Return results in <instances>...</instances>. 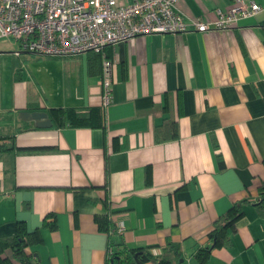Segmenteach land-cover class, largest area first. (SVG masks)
Instances as JSON below:
<instances>
[{
  "label": "crops",
  "instance_id": "obj_1",
  "mask_svg": "<svg viewBox=\"0 0 264 264\" xmlns=\"http://www.w3.org/2000/svg\"><path fill=\"white\" fill-rule=\"evenodd\" d=\"M234 4L177 9L212 21ZM10 40L0 41V241L24 221L41 237L26 249L39 264H106L120 237L173 264H264V13L232 31L141 36L75 56L18 54ZM29 61L54 64L56 80L35 77ZM57 108L89 118L60 125ZM24 112L48 113L52 128ZM235 207L242 217L204 257Z\"/></svg>",
  "mask_w": 264,
  "mask_h": 264
},
{
  "label": "built area",
  "instance_id": "obj_2",
  "mask_svg": "<svg viewBox=\"0 0 264 264\" xmlns=\"http://www.w3.org/2000/svg\"><path fill=\"white\" fill-rule=\"evenodd\" d=\"M180 0H0V41L14 39L18 54L65 57L100 53L109 46L141 36L232 31L241 20L264 13V6L234 0L214 20L187 19L177 9ZM111 62L102 65V106L113 102ZM124 226H118L123 234Z\"/></svg>",
  "mask_w": 264,
  "mask_h": 264
},
{
  "label": "trees",
  "instance_id": "obj_3",
  "mask_svg": "<svg viewBox=\"0 0 264 264\" xmlns=\"http://www.w3.org/2000/svg\"><path fill=\"white\" fill-rule=\"evenodd\" d=\"M50 114L54 121L59 122L60 125H65L66 119L71 116L77 122L85 121L89 118L82 114H76L74 111L61 108L52 109ZM255 205H259L264 209V199L260 202H255ZM242 215L243 209L241 207H235L225 215L223 221L216 224L210 234L212 240L214 241V245L203 250L204 253L202 255L204 257L213 247L220 246L223 242H225L227 233L233 229L235 223L242 217ZM107 222L108 214L104 216L102 221L99 220L100 228L105 229ZM109 227L113 230L115 227V230H118V227L116 228V225H113L112 223L109 224ZM119 239L120 240L115 241L111 239L106 264H149L151 262L155 264H173L172 261L167 260L166 258L161 259V257L153 255L151 251L145 248H127L124 246L125 244L123 243L121 237ZM39 242H41V237L39 236L38 231H29L27 230L24 221H18L16 224L15 235L10 239L0 241V264H39L38 261L34 259L33 255H29L26 252V249L31 244ZM179 264L183 263L179 262Z\"/></svg>",
  "mask_w": 264,
  "mask_h": 264
},
{
  "label": "rangeland",
  "instance_id": "obj_4",
  "mask_svg": "<svg viewBox=\"0 0 264 264\" xmlns=\"http://www.w3.org/2000/svg\"><path fill=\"white\" fill-rule=\"evenodd\" d=\"M10 41L12 46H15L16 50H19L18 42L14 39H11ZM28 65L29 67H27V69L31 71L33 75L38 79H47L52 77L54 81L56 80L57 69L54 68V64L49 63V61H47L46 63H44V61H29ZM27 69L26 72L28 73Z\"/></svg>",
  "mask_w": 264,
  "mask_h": 264
},
{
  "label": "water",
  "instance_id": "obj_5",
  "mask_svg": "<svg viewBox=\"0 0 264 264\" xmlns=\"http://www.w3.org/2000/svg\"><path fill=\"white\" fill-rule=\"evenodd\" d=\"M20 117L25 121H33L39 129H50L53 126L52 120L46 112H24Z\"/></svg>",
  "mask_w": 264,
  "mask_h": 264
}]
</instances>
